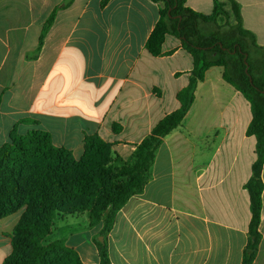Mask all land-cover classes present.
<instances>
[{
	"label": "crops",
	"instance_id": "1",
	"mask_svg": "<svg viewBox=\"0 0 264 264\" xmlns=\"http://www.w3.org/2000/svg\"><path fill=\"white\" fill-rule=\"evenodd\" d=\"M65 1L0 0V148L13 132L44 131L80 159L86 138L98 135L113 145L115 166L130 163L153 128L180 108L193 59L174 38L163 46L172 55L148 54L160 19L151 0H111L105 8L102 0H75L58 11L38 52L44 26ZM234 1L264 48V0ZM187 6L210 15L214 0ZM222 75L207 71L183 125L157 151L144 193L119 212L106 238L110 264L242 263L251 220L244 186L256 139L247 136L250 104ZM262 202L254 264H264V193ZM21 217L0 219V264L13 254ZM101 229L90 227L88 242L64 239L84 264H100L94 237Z\"/></svg>",
	"mask_w": 264,
	"mask_h": 264
},
{
	"label": "trees",
	"instance_id": "2",
	"mask_svg": "<svg viewBox=\"0 0 264 264\" xmlns=\"http://www.w3.org/2000/svg\"><path fill=\"white\" fill-rule=\"evenodd\" d=\"M75 0H66L51 15L40 38V49L57 13ZM111 0H102L105 8ZM160 6V19L146 44L154 58L164 54L168 38L181 43L193 59L189 84L178 94L180 108L167 115L132 154V162L115 166L113 145L98 135L88 137L84 154L77 159L57 147L52 136L32 131L13 132L0 148V219L22 212L11 236L13 254L4 264H84L79 253L65 240L50 244L54 221L76 215L90 216V227L102 226L96 242L100 264H110L107 236L119 212L135 196L142 195L150 179L156 153L166 137L180 128L195 103L207 71L220 68L223 80L250 104L252 121L248 137L256 139V161L244 186L250 201L251 220L241 264H254L261 246L260 232L264 183V48L243 25L240 6L234 0H214L210 15L193 11L188 0H151ZM228 4L231 10H228Z\"/></svg>",
	"mask_w": 264,
	"mask_h": 264
},
{
	"label": "rangeland",
	"instance_id": "3",
	"mask_svg": "<svg viewBox=\"0 0 264 264\" xmlns=\"http://www.w3.org/2000/svg\"><path fill=\"white\" fill-rule=\"evenodd\" d=\"M22 213V212H21ZM66 218V219H65ZM64 221L61 219V217H58L54 221V228L53 232L50 236H48L45 240L47 244L61 241L64 239H69L70 235H78L82 238L83 242L89 241V222H90V216L88 213L84 215H76V216H70L65 217ZM101 236L99 234H96L94 237V244L96 242H101ZM66 241V240H65Z\"/></svg>",
	"mask_w": 264,
	"mask_h": 264
},
{
	"label": "water",
	"instance_id": "4",
	"mask_svg": "<svg viewBox=\"0 0 264 264\" xmlns=\"http://www.w3.org/2000/svg\"><path fill=\"white\" fill-rule=\"evenodd\" d=\"M100 241H101V243H104V238H101V240H100Z\"/></svg>",
	"mask_w": 264,
	"mask_h": 264
}]
</instances>
